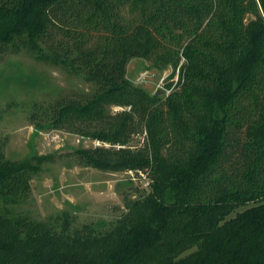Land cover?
Returning <instances> with one entry per match:
<instances>
[{"label":"trees","instance_id":"obj_1","mask_svg":"<svg viewBox=\"0 0 264 264\" xmlns=\"http://www.w3.org/2000/svg\"><path fill=\"white\" fill-rule=\"evenodd\" d=\"M8 48L55 56L98 92L34 102L32 123L109 141L76 162L149 184L130 185L111 223L0 210V264H264V0H0ZM133 58L168 80L179 69L176 88L135 84ZM5 145L0 200L28 198L53 156L14 160Z\"/></svg>","mask_w":264,"mask_h":264},{"label":"rangeland","instance_id":"obj_2","mask_svg":"<svg viewBox=\"0 0 264 264\" xmlns=\"http://www.w3.org/2000/svg\"><path fill=\"white\" fill-rule=\"evenodd\" d=\"M170 71H162L148 58H133L127 74L135 84L155 93ZM61 97L91 104L98 92L93 83L86 82L55 56L11 48L0 52V137L6 143V155L14 160L34 153L53 156L32 180L30 196L18 201L0 200V210L10 216L22 212L45 220L68 210L77 226L84 222H114L125 210L126 194L133 192L130 185L139 187L140 182L133 180L132 172L100 170L76 162V149L109 145V141L31 122L34 102L48 103ZM104 104L109 114L130 107ZM131 142L140 146L144 134H133ZM141 185L148 186L147 179Z\"/></svg>","mask_w":264,"mask_h":264},{"label":"built area","instance_id":"obj_3","mask_svg":"<svg viewBox=\"0 0 264 264\" xmlns=\"http://www.w3.org/2000/svg\"><path fill=\"white\" fill-rule=\"evenodd\" d=\"M179 69H177V74L175 75V77H173L172 79H170V80H168L167 78H168V76H167V78L165 77V78H163L162 80H161V82L163 83L164 82V84L163 85H160V88L161 89H163L165 92H166V94H169L173 89H175L176 88V84H177V82L179 81ZM168 81H170V82H172V85L169 87V88H167L166 87V82H168ZM121 108V106H118L117 107V109H120ZM128 109H130V107H128ZM144 177H146V176H144ZM146 179V178H145ZM149 184V182H148V180H147V185Z\"/></svg>","mask_w":264,"mask_h":264}]
</instances>
